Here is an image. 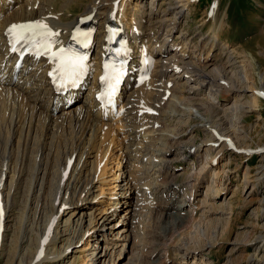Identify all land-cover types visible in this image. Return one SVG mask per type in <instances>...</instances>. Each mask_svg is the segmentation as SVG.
I'll return each mask as SVG.
<instances>
[{
	"label": "bare ground",
	"instance_id": "6f19581e",
	"mask_svg": "<svg viewBox=\"0 0 264 264\" xmlns=\"http://www.w3.org/2000/svg\"><path fill=\"white\" fill-rule=\"evenodd\" d=\"M130 1L0 0V258L7 245L4 230L12 227V212L15 208L18 211L17 226L11 228L9 264H75L76 248L86 239V264H115L132 236L133 245L139 239L143 225L138 215L149 195L144 189L153 184L147 181L149 171L154 170L151 157L155 150L160 151L157 147L164 136H176L174 130L162 127L165 116L175 113L180 97L170 95L169 107L175 111L164 113V93L171 90L169 81L188 75L187 79L195 78L197 84L209 83L207 79L211 78L217 81L213 86L220 87L222 81L233 80L241 85L248 79L237 63L219 66L218 76L208 71L222 49L218 39L223 21L214 25L212 36L191 46L181 35L172 46H166V38L174 35L185 19L182 10H162L154 0L148 7L146 1L136 0V14L129 19ZM177 3L163 0L162 4L173 8ZM115 9L119 18H113ZM214 18L217 20V14ZM20 21L46 24L58 33L52 37L53 50L78 41L83 32L93 39L85 90L79 89L69 100V95L54 94L48 74L52 64L45 55L26 56L17 68L19 55L11 51L6 29ZM114 21L121 25L131 46L133 79L118 94L116 110L110 107L106 114L95 101V85L109 51L104 28ZM164 27L166 37L160 42L158 35ZM181 69L184 74L173 77ZM233 69L237 71L236 79L232 77ZM261 84L259 92L263 93ZM238 106L239 113H244L245 106L254 107L252 102L243 101ZM211 132L219 141L224 137L216 127ZM210 142L211 147L216 144ZM224 142L225 146L233 144L229 137H224ZM115 147L117 152H113ZM124 160L127 170L121 169ZM114 163L118 171L108 178L106 168ZM134 192L140 196V207L125 210L122 204ZM172 193L169 208L181 210L184 205L173 203L177 195ZM100 196H108V201L98 213L90 202ZM176 222L183 226L186 219L177 216ZM129 223L134 226L129 227Z\"/></svg>",
	"mask_w": 264,
	"mask_h": 264
},
{
	"label": "rangeland",
	"instance_id": "374dc122",
	"mask_svg": "<svg viewBox=\"0 0 264 264\" xmlns=\"http://www.w3.org/2000/svg\"><path fill=\"white\" fill-rule=\"evenodd\" d=\"M142 1L149 7L151 0ZM135 2L130 1L129 19L136 14ZM153 2L162 10L181 9L185 16L174 35L166 38V46H172L180 35L191 46L212 36L214 25L223 21L218 39L222 49L208 71L218 76L219 66L237 63L248 79L241 85L233 80L222 81L220 87L213 86L216 80L211 78L201 85L195 78L187 79L188 75L169 81L171 90L164 93L163 111H176L165 116L162 127L174 130L176 136H164V141L158 143L161 147L157 145L160 151L155 150L151 157L154 170L149 171L147 181L153 184L144 189L149 195L144 193L145 207L138 215L143 225L139 239L133 245L132 236L115 264H264V90L259 92L264 83V0H175L178 3L173 8L162 4L163 0ZM165 28L158 35L160 42L166 37ZM184 72L181 69L173 77ZM231 73L236 79L237 71L233 69ZM176 83L178 87L174 86ZM172 94L180 96L175 110L169 107ZM238 101L252 102L254 107L245 106L244 113H239ZM212 127L231 138L235 147L225 146L224 137L217 140ZM116 133L121 134L117 130ZM210 141L216 144L211 147ZM118 150L115 147L113 152ZM158 158L162 160L157 161ZM126 163L122 162L121 169H128ZM106 170L108 178L118 171L115 163ZM172 192L177 195L173 203L184 205L181 210L169 208ZM137 198H140L137 192L129 195L123 208L137 210L140 207ZM107 199L108 196H100L90 204L99 213L106 207ZM17 212V208L12 212V227L4 230L7 245L0 264H9L11 228L17 226ZM177 216L186 219L185 225L174 224ZM131 226L134 223H129ZM87 247L88 239L77 246L75 264L87 263L88 253L84 251ZM195 255L197 258H193Z\"/></svg>",
	"mask_w": 264,
	"mask_h": 264
},
{
	"label": "snow or ice",
	"instance_id": "6c2138e0",
	"mask_svg": "<svg viewBox=\"0 0 264 264\" xmlns=\"http://www.w3.org/2000/svg\"><path fill=\"white\" fill-rule=\"evenodd\" d=\"M36 27L42 28L44 31H32ZM8 34L13 37L15 42L42 43L47 50H50L52 43H54L52 37L59 35L58 33L52 32L46 24H13L9 27ZM37 37H39V39H37ZM73 38L75 39V37ZM13 50H15V48Z\"/></svg>",
	"mask_w": 264,
	"mask_h": 264
}]
</instances>
